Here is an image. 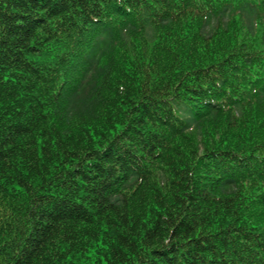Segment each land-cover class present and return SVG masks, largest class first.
Masks as SVG:
<instances>
[{
	"label": "trees",
	"instance_id": "trees-1",
	"mask_svg": "<svg viewBox=\"0 0 264 264\" xmlns=\"http://www.w3.org/2000/svg\"><path fill=\"white\" fill-rule=\"evenodd\" d=\"M0 264H264V0H0Z\"/></svg>",
	"mask_w": 264,
	"mask_h": 264
}]
</instances>
